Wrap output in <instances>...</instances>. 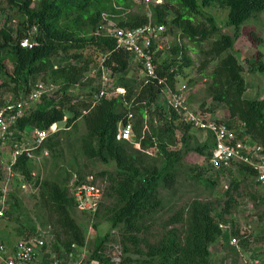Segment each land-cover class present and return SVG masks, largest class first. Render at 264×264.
I'll use <instances>...</instances> for the list:
<instances>
[{"label": "trees", "instance_id": "obj_1", "mask_svg": "<svg viewBox=\"0 0 264 264\" xmlns=\"http://www.w3.org/2000/svg\"><path fill=\"white\" fill-rule=\"evenodd\" d=\"M215 3H221L228 9L226 25L234 29L233 36L223 33L214 16L205 11V8ZM9 5L15 8L19 19L13 26L6 23L0 27V95H4V89H9V93H6L13 99L20 98L39 78L48 84L62 86H57L59 90L55 98L43 96L37 109L20 121L19 128L22 131L48 129L55 123L63 122L68 111L74 115L68 120V125L80 117L84 119L87 133L80 141L83 154L88 159L112 161L117 167L115 173L110 174L112 183L109 196L115 203L109 210L107 220L112 229L118 228L128 233V239L135 247L134 251L124 247L123 264L140 261L143 264H213L210 246L221 238L229 241L218 222L225 221L223 214H230L232 202L237 201L232 197L227 201L224 213L218 214V222L212 215V204L193 202L184 240H181L177 229L168 230L157 244L142 242L139 238L147 221L163 207L161 191L176 183L178 166L185 156L169 147L166 139L174 140L170 129L164 131L167 135L165 139L155 135V128H145L144 118L159 100L160 90L154 84H143L137 95L132 89H126L129 88L128 84L134 83L128 78V74L133 71V56L124 49H118L116 40L106 35L104 30L98 32V28L103 23V14L114 16L111 19L120 28L137 29L147 25L149 10L145 0H9ZM150 10L154 24L166 25L164 36L170 37L172 32L180 33L181 37L200 49L204 43H208L209 48L205 53L207 62L202 64L201 70H207L210 60L218 61L213 73L208 75L213 80L209 94L215 102L226 105L231 127L244 128L255 141L264 145V100L244 98L246 80L233 53L241 27L249 20L264 15V0H163L162 4L151 6ZM34 27L38 28L36 39L39 45L32 49L23 48L21 42ZM169 43L172 45L169 54L157 63V73L167 78L172 88H176L178 75L184 66L192 65V60L183 45ZM162 54L159 52L157 58ZM9 59H12V72L6 66ZM57 59L61 62L72 60L74 63L51 66ZM103 60L104 65L113 71V76H122V83H117L126 89V100L122 96L105 97L92 107L94 92L99 90L100 85L96 78L87 81L84 78L91 65L98 66ZM249 71L252 74L264 73V64L256 67L250 63ZM126 75L128 84L125 83ZM56 81H62L63 84H56ZM74 86H83L90 91L87 96L89 99L82 101L85 114L79 112L75 104L65 106V101H72L69 90ZM126 101L132 102L130 111L137 110L140 116L133 124L136 142L145 148L155 149L161 160L159 166H152L146 173H142L137 166V158L131 152L128 141L120 138V129L128 120L129 107ZM202 107L205 108V105ZM168 113L173 120L180 116L173 108H168ZM184 127L186 131H191V126L185 124ZM208 138L211 144L205 142L197 150L209 161L214 142L210 134ZM180 142L186 144V135ZM45 146L53 153L59 149L58 135L50 136ZM32 168L34 165L22 157L15 171L26 180H31ZM235 171L255 178V173L244 166ZM221 173L231 175L234 171ZM70 179L44 180L39 194V202L53 228L55 247L67 251L72 250V245H87V228L73 214L77 207L69 194ZM198 180L207 190H214L212 179ZM6 206L5 227L1 233L3 240L10 246L12 242L6 236V227L12 220L20 223L22 211L20 199L15 193H10ZM22 226L18 230L22 239L39 236L35 225L23 223ZM108 240L109 234L98 237L92 246L96 250L104 249ZM142 244H145L146 250L140 248Z\"/></svg>", "mask_w": 264, "mask_h": 264}, {"label": "rangeland", "instance_id": "obj_2", "mask_svg": "<svg viewBox=\"0 0 264 264\" xmlns=\"http://www.w3.org/2000/svg\"><path fill=\"white\" fill-rule=\"evenodd\" d=\"M205 11L214 16L223 33L234 35V29L226 25L228 17V9L226 7L221 3H215L211 7L205 8ZM18 19L19 14L15 8L9 5V0H0V27L5 26L6 23L13 26ZM169 40L173 44L180 43L183 45L186 48L187 55L192 60L191 66L185 67L183 65L184 67L176 79V88L188 93L186 107L191 110L207 111L211 119L218 117L228 120L229 113L226 105L215 102L209 94L213 80L208 75L213 73L218 61L210 60L207 70H201L202 64L207 62L205 53L209 48L208 43H204L202 45L203 48L200 49L194 43L181 37L180 33L177 32H172ZM170 46H172L170 43L169 46L166 44V49L170 48ZM166 52L169 54V49ZM233 53L242 67V74L246 80L244 98L248 100H264V73L252 74L249 71L250 63H254L256 67L262 63L264 64V15L249 20L241 27L240 36L236 40ZM11 60L9 59L6 63L10 72L13 71ZM72 63H74L72 60L61 62L57 59L52 62L51 66ZM132 65L133 71L128 74V78L134 80V83L128 84L127 75L125 83L129 85V88L126 89H132L137 95L144 87L143 79H141L143 75L136 77L138 66L135 63H132ZM39 80L42 79L39 78ZM117 81L119 83L123 81L122 76L119 74L113 76V83L116 87H121ZM1 83L2 81L0 80ZM56 84L63 83L62 81H56ZM55 86L62 87L61 85ZM3 91L9 93L10 90L4 89ZM6 92L2 94L8 95ZM69 92L73 98L71 102L65 101V106L68 107L70 103L71 105L75 104L76 109L85 114L86 109L82 106V101L89 99L87 96L90 91L83 86H74L70 88ZM4 95H0V97ZM129 105L132 106V102ZM141 105L144 106L145 104ZM202 105H205V108ZM133 114L134 124L140 116L137 110ZM73 116V113L68 111L65 120L58 124V130L60 131L55 134L58 135L60 140V147L59 149L56 148L57 150L54 153L49 150L47 158H43L37 164H33L32 179L26 180L29 185L28 188L24 189L21 187L25 182V178H21L22 175L20 173L15 174V177L9 181L8 185L4 186L8 192L15 193L18 196L22 209L20 212V223L15 222V220L10 221L6 227V236L12 242L11 245L21 240L22 236H19L18 230L22 229L23 223L35 225L39 236H53V228L49 224L44 208L39 202L41 184L44 180H59V178L63 180L68 177L72 181L75 178L74 176H80L84 179L88 176H93L94 181L97 183L96 185L102 190L104 197L101 203L102 207L100 206L95 216H85L78 209L73 213L76 219L87 228L86 239L88 248L90 249L91 247L93 249L92 245L98 237H104L109 234V240L104 246L115 244L119 245L122 251H124L125 246L130 251H134L135 247L128 239L129 234L118 228L112 229L107 220L109 210L115 203V200L109 194L112 183L110 174L115 173L116 164L112 161L105 162L101 158L88 159L83 154L80 141L87 133L86 123L80 117L74 123L72 122L71 125H68V120L73 118ZM144 126L147 130L148 128L151 129V127L155 128V135L162 136L165 139L167 135L164 131L170 129L174 140L169 141L166 139L169 147L181 152V155L185 157L178 166L179 175L176 183L170 188L162 189L163 207L152 219L147 221L145 229L139 234L141 241L157 244L162 240L164 234L171 229H177L181 235V240H184L187 232L189 210L193 202L199 201L212 204V215L218 222L220 220L218 214L224 213L227 201L232 197L237 201L236 203L232 202L231 208H229L230 214H223L225 221L218 222L223 225V228H220L224 234H227L230 243L225 238H221L210 246L212 262L213 264H264V187L258 185L250 174H240L235 171L234 174L224 175L221 173L222 171L214 169L209 164L208 159L197 150V147L205 142L211 144L208 133L194 129L186 131L182 117L179 116L178 119L173 120L168 113L165 99H159L154 103L151 111L144 118ZM185 135L187 137V146L180 142ZM128 146L136 156V164L142 173H146L147 169L152 166L160 165L161 160L156 150L145 148L138 144L136 136H134L132 141H128ZM3 157L8 160L9 155H4ZM102 173H106V175H102ZM198 178L212 179L215 183L214 190H207L202 183H199ZM233 238H237V245L232 243ZM140 248L146 250L145 244H142ZM123 256L125 258L124 252ZM134 264L143 263L140 261Z\"/></svg>", "mask_w": 264, "mask_h": 264}, {"label": "built area", "instance_id": "obj_3", "mask_svg": "<svg viewBox=\"0 0 264 264\" xmlns=\"http://www.w3.org/2000/svg\"><path fill=\"white\" fill-rule=\"evenodd\" d=\"M163 0H145L149 10V22L137 29H124L117 26L111 18L114 16L103 14V23L98 32L116 40L118 49H124L133 56L138 66L136 77L143 75L144 85L154 84L160 90L159 99L167 101L168 108H173L182 117L185 124L191 129L208 133L212 136L214 148L209 164L218 171L229 172L241 166L249 168L255 173L258 185L264 187V145L255 141L244 128L231 127L228 120L222 118L211 119L209 114L199 109L191 110L187 106L188 93L182 89L172 88L167 78L157 73V63L167 56L166 44L169 46V37L164 36L166 25L154 24L152 21L151 6L162 4ZM29 36L21 42V46L32 49L39 45L36 39L38 28L34 27ZM159 52L162 56L157 58ZM96 78L100 88L94 92L92 107L96 106L105 97L122 96L125 99L126 90L116 87L113 83V71L104 65V60L98 66H91L84 80ZM94 86V85H93ZM59 90L54 84L39 80L31 89L20 98L13 99L9 94L0 97V263L1 264H123V251L119 245L109 244L104 249H89L88 243L84 247L72 245V250H60L55 247L53 236H37L30 239H21L14 245H8L2 238L1 231L5 226L6 204L10 195L5 185L15 177V166L25 157L28 162L37 164L49 156V149L45 141L58 131L55 123L48 129H31L22 131L19 123L31 115L38 107L43 96L55 98ZM8 96V97H6ZM129 107L128 120L120 129L122 141L134 139V114ZM205 111V110H203ZM7 153V154H6ZM8 156V160L3 157ZM16 172V173H15ZM33 174V173H32ZM69 183L70 197L75 201L78 211L89 216H95L101 206L103 194L97 186L93 176L86 179L80 176ZM22 178V176H21ZM25 179L21 186L28 188ZM220 227L223 228V225ZM237 245V238L232 239Z\"/></svg>", "mask_w": 264, "mask_h": 264}, {"label": "crops", "instance_id": "obj_4", "mask_svg": "<svg viewBox=\"0 0 264 264\" xmlns=\"http://www.w3.org/2000/svg\"><path fill=\"white\" fill-rule=\"evenodd\" d=\"M92 66V65H91ZM5 227V226H4ZM4 229V228H3Z\"/></svg>", "mask_w": 264, "mask_h": 264}]
</instances>
